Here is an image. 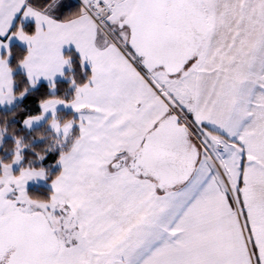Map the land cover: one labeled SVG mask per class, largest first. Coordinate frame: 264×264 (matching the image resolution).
I'll return each instance as SVG.
<instances>
[{
	"label": "snow or ice",
	"instance_id": "snow-or-ice-1",
	"mask_svg": "<svg viewBox=\"0 0 264 264\" xmlns=\"http://www.w3.org/2000/svg\"><path fill=\"white\" fill-rule=\"evenodd\" d=\"M0 106V264H264V0H0Z\"/></svg>",
	"mask_w": 264,
	"mask_h": 264
},
{
	"label": "trees",
	"instance_id": "trees-1",
	"mask_svg": "<svg viewBox=\"0 0 264 264\" xmlns=\"http://www.w3.org/2000/svg\"><path fill=\"white\" fill-rule=\"evenodd\" d=\"M18 103H23V102H18ZM0 110H3V109H0ZM11 110H15V108L12 107ZM15 122L18 123V121H15Z\"/></svg>",
	"mask_w": 264,
	"mask_h": 264
},
{
	"label": "crops",
	"instance_id": "crops-1",
	"mask_svg": "<svg viewBox=\"0 0 264 264\" xmlns=\"http://www.w3.org/2000/svg\"><path fill=\"white\" fill-rule=\"evenodd\" d=\"M6 106H0V109H4Z\"/></svg>",
	"mask_w": 264,
	"mask_h": 264
}]
</instances>
